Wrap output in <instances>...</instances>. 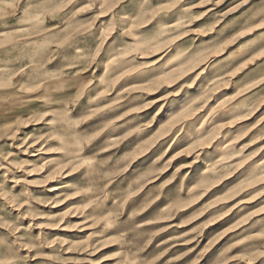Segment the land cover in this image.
<instances>
[{
    "label": "clouds",
    "instance_id": "obj_1",
    "mask_svg": "<svg viewBox=\"0 0 264 264\" xmlns=\"http://www.w3.org/2000/svg\"><path fill=\"white\" fill-rule=\"evenodd\" d=\"M0 264H264V0H0Z\"/></svg>",
    "mask_w": 264,
    "mask_h": 264
}]
</instances>
